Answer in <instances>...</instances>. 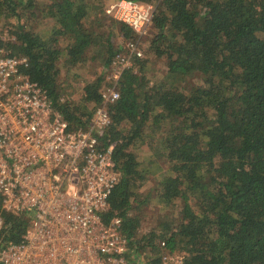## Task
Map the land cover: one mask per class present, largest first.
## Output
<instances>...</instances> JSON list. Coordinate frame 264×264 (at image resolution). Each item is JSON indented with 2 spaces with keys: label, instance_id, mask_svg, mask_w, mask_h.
Masks as SVG:
<instances>
[{
  "label": "trees",
  "instance_id": "16d2710c",
  "mask_svg": "<svg viewBox=\"0 0 264 264\" xmlns=\"http://www.w3.org/2000/svg\"><path fill=\"white\" fill-rule=\"evenodd\" d=\"M110 1L0 0V48L26 57L23 71L76 128L101 101L104 69L126 51L112 36H146L152 59L133 56L108 105L105 137L120 177L103 222L121 217L130 264L143 248L151 264L162 252L186 263L264 264V0H140L156 4L144 34L105 14ZM87 61L92 73L74 95L76 67ZM150 204L159 208L142 232ZM2 213V241L21 240L30 214Z\"/></svg>",
  "mask_w": 264,
  "mask_h": 264
},
{
  "label": "built area",
  "instance_id": "2783aa9c",
  "mask_svg": "<svg viewBox=\"0 0 264 264\" xmlns=\"http://www.w3.org/2000/svg\"><path fill=\"white\" fill-rule=\"evenodd\" d=\"M155 7L153 1L112 0L104 13L144 34ZM125 46L106 68L109 83L89 123L76 128L23 71L26 57L6 55L0 48V233L2 211L30 214L21 240L0 238V264H130L121 217L105 223L100 215L120 177L114 143L105 137L111 124L108 105L119 97L116 84L123 70L133 64V56H142L136 40ZM159 264L204 263L162 252Z\"/></svg>",
  "mask_w": 264,
  "mask_h": 264
},
{
  "label": "rangeland",
  "instance_id": "374dc122",
  "mask_svg": "<svg viewBox=\"0 0 264 264\" xmlns=\"http://www.w3.org/2000/svg\"><path fill=\"white\" fill-rule=\"evenodd\" d=\"M105 1V4L108 2V1H110V0H104ZM105 6V5H104ZM29 26V25H28ZM38 26H40V24L38 23V22H32V24H31V27H38ZM117 32H118V30H117V28L115 29ZM148 37V36H147ZM127 39L128 38H124L123 36H122V34L121 33H117L116 35L114 34L113 36H112V41H113V43L114 44H116V45H122L123 47H124V45H125V42L127 41ZM138 42V46L141 48V50H142V56H146V55H148L149 54V56H150V58L152 59V54H150L149 52H148V49H147V42H148V38H146V36H145V38H139V40L137 41ZM91 65V63H90V61H87V62H85L84 64L82 63V64H79L78 65V67H76V70H78L79 71V73H80V76H79V78H77V80H75L74 82H72L74 85H72L73 86V94L74 95H76V94H78V92L80 91V89H81V86H82V84H83V81H82V78L84 77V76H87V74H91L92 73V70H93V68L90 66ZM154 65H155V67H157V68H159V70L161 69L162 70V62H161V59H157V60H155V62H154ZM104 67L102 66V69H103ZM101 69V68H100ZM106 69V68H105ZM104 69V71L105 72H103V75H105L106 74V72H107V69L105 70ZM147 152H148V149L147 148H143V149H141V150H139V151H137V156L140 158V159H142L143 160V158L146 156V154H147ZM154 181H155V179L153 178L149 183H148V186L150 185V186H152L153 184H154ZM146 207H147V205H146ZM159 208V205L157 204V205H155V204H150L149 205V215H146V217L145 218H143V220H142V226H141V230H142V232H147V231H149L150 229H152V227H153V225H154V222L152 221V218H153V212L155 211H157V209ZM175 209H179V206H176V208ZM147 214V213H146ZM147 252V250H144V248L142 249V250H140L139 251V253H138V255H139V257H138V260L136 261L138 264H143V260H147V262L150 260V259H152L153 258V256L152 255H144V257H143V255L141 254V253H143V254H145ZM142 256V257H141Z\"/></svg>",
  "mask_w": 264,
  "mask_h": 264
}]
</instances>
